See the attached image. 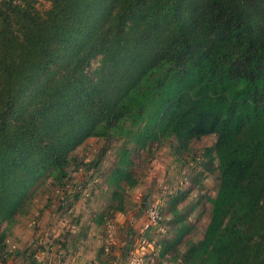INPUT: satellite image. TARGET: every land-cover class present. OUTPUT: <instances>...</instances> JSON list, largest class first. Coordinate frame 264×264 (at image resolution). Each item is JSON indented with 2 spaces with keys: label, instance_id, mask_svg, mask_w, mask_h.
Listing matches in <instances>:
<instances>
[{
  "label": "trees",
  "instance_id": "1",
  "mask_svg": "<svg viewBox=\"0 0 264 264\" xmlns=\"http://www.w3.org/2000/svg\"><path fill=\"white\" fill-rule=\"evenodd\" d=\"M207 136L211 218L170 260L264 264V0H0V264L36 190L80 198L72 174L100 164L74 157L90 139L125 145L106 181L122 210V185H138L129 147L179 154Z\"/></svg>",
  "mask_w": 264,
  "mask_h": 264
},
{
  "label": "rangeland",
  "instance_id": "2",
  "mask_svg": "<svg viewBox=\"0 0 264 264\" xmlns=\"http://www.w3.org/2000/svg\"><path fill=\"white\" fill-rule=\"evenodd\" d=\"M37 7L43 11L49 8V4L42 1ZM215 140V136H207L190 141L187 150L179 154L172 148L176 144L171 146L170 141L161 145L150 144L139 151L128 146L133 149L132 172L138 185L132 189L122 185V210H114L115 203L108 196L106 181L124 144L118 141L105 144L104 141L90 139L84 148L75 152L74 157L88 164L100 160V164L96 172L93 167L86 171L88 168L84 170L81 166L72 174L78 187L87 183L81 190L80 198L73 202L76 192L70 190L69 196L68 192L54 191L52 182L36 190L25 208L26 214L16 217L15 223L6 230L8 251H24L25 257L9 256V259H4V264L10 260L15 264H28V259L33 257L34 261H41L36 264H48V257L56 256L57 261L68 249L83 252V249L88 251L91 247L95 250L94 256L105 264H132L134 259L142 257L143 264H179V261H171V257L182 258L185 243L200 242L211 218L209 200L215 197L217 191V160L213 154L212 159L209 158L205 150L212 147ZM102 150H106L104 155ZM150 208L159 213V220L155 226L144 231L145 214ZM179 224L185 225L189 231L182 242L175 244ZM85 229L88 230L87 239L92 235L95 238H89L90 243L86 244L81 238L79 245L73 244V233ZM129 232L133 234L129 247L133 252L131 255L124 250ZM142 239L144 243L146 241L145 245ZM161 243L168 246L174 243L164 258L159 257ZM58 250L63 253L57 254ZM69 255L73 254L68 252ZM35 256H39L38 259ZM68 256H64L65 262Z\"/></svg>",
  "mask_w": 264,
  "mask_h": 264
},
{
  "label": "crops",
  "instance_id": "3",
  "mask_svg": "<svg viewBox=\"0 0 264 264\" xmlns=\"http://www.w3.org/2000/svg\"><path fill=\"white\" fill-rule=\"evenodd\" d=\"M87 231L88 230L85 229L84 231L80 230L79 231L80 233H76V232L73 233V236L71 237L72 243L73 244L76 243V245H79L80 242H78V241L81 238L84 239L83 244L90 243V241L88 239L90 238L91 240H93L95 238V235H92L91 237H88V239H87V234H86ZM12 250L10 251V255H9L12 258L18 257L19 259H22L25 257L24 251H17V250L15 251V249H12ZM87 250L88 251H85V249H83V252L77 250V252H76V250H69L68 249V252H71L73 255L68 256V252L65 251L66 253H64V254L68 256V258L66 259V262L64 259L65 255H63V256H60L58 258L59 260H57V261H56V256L55 257H48V260L50 261L48 264H105V262H103L102 259L94 256L95 250L93 247H91ZM90 251H93V252H90ZM61 253H63V251H61V250L57 251V254H61ZM47 255L48 254H46V257H47ZM9 256H6V258L9 259L8 258ZM37 257H39V256H35V259H38ZM44 260H45V258L42 261H44ZM63 261H64V263H62ZM37 262L40 263L41 261L40 262L37 260L34 261V257H33V259H31V260L28 259V261H27L28 264H36ZM7 264H15V262L10 260ZM45 264H47V263H45Z\"/></svg>",
  "mask_w": 264,
  "mask_h": 264
},
{
  "label": "built area",
  "instance_id": "4",
  "mask_svg": "<svg viewBox=\"0 0 264 264\" xmlns=\"http://www.w3.org/2000/svg\"><path fill=\"white\" fill-rule=\"evenodd\" d=\"M146 223L144 224V231H147L148 229H150L151 227L155 226L157 223H158V220H159V213L154 209V208H150L146 211ZM143 243V239L141 240ZM146 244V241L144 243V245ZM134 262L136 264H143V257L139 260L137 259H134L133 263Z\"/></svg>",
  "mask_w": 264,
  "mask_h": 264
}]
</instances>
